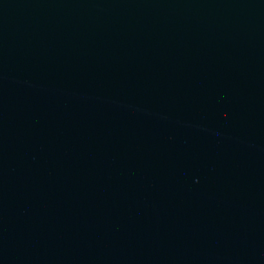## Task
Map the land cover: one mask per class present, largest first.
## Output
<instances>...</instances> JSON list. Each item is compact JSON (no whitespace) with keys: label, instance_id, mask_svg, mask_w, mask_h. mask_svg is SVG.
Segmentation results:
<instances>
[{"label":"water","instance_id":"obj_1","mask_svg":"<svg viewBox=\"0 0 264 264\" xmlns=\"http://www.w3.org/2000/svg\"><path fill=\"white\" fill-rule=\"evenodd\" d=\"M0 264H264V0H0Z\"/></svg>","mask_w":264,"mask_h":264}]
</instances>
